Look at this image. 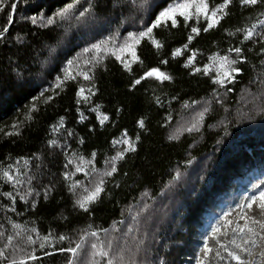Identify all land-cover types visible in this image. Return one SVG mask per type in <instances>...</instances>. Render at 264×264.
Instances as JSON below:
<instances>
[{"label":"trees","instance_id":"16d2710c","mask_svg":"<svg viewBox=\"0 0 264 264\" xmlns=\"http://www.w3.org/2000/svg\"><path fill=\"white\" fill-rule=\"evenodd\" d=\"M64 2L67 0H19L8 35L11 43L0 44V172L11 165L13 174L22 181L13 185L0 176V248L9 245L5 249L8 259L35 249L39 259L26 264H65L70 254L54 249L66 248L70 243L74 246L80 242V235L96 232L95 237L85 235L77 264H89L86 254L91 244L107 247L109 241L112 254L124 249L125 258L135 264H196L204 238L212 228L222 223L226 212L238 211L236 205L256 191L254 184H264V57L259 55L260 45L255 40L241 44V34L228 35L260 18L261 9H242L234 3L216 29L201 32L190 46L197 51L195 66L200 72L184 68V57H169L171 48L184 42L187 31L183 23L176 29H155L164 47L157 52L143 41L137 49L143 64L133 65L131 74L114 57H105L94 72L98 91L89 104L82 106L88 119L81 123L76 112L75 82H69L53 101L42 102L41 92L49 94L46 89L64 65L54 61L46 69L51 75L42 74L40 61L47 56L42 44L54 41L46 39L48 29L32 25L27 19L50 14ZM93 2L98 7L92 18L62 22L55 29L57 35H64L67 29L65 44L58 49V54L64 51L67 56H61V60L78 54L89 57L90 53H81L84 47L117 30L122 40L127 31L139 30L141 18L150 22L152 12L158 10L155 5L162 8L173 0H149L147 10L140 9L142 0H120L114 10L111 0ZM81 3L87 7L86 0ZM6 16V12H0V26ZM257 31H261L259 26ZM16 35L25 38V46L16 44ZM236 45L244 48L247 58L238 64L242 71L223 86L215 84V68L209 57L213 53L223 55L229 46ZM164 58L168 63L160 65L159 60ZM205 64L209 66L207 73L203 71ZM152 66L161 67L173 79L163 83L149 79L129 90L130 81ZM17 72L23 78H18ZM33 97L39 99L33 101ZM157 97L159 104L155 102ZM202 101L207 106L198 126H188L192 110ZM33 103L38 110L29 120L28 109ZM95 104L110 117L104 126L87 111ZM60 116L65 117L64 129L53 133L51 126ZM140 118L145 119V129L136 125ZM13 124H18L19 134L5 135L16 131ZM189 127L192 131L186 130ZM125 129L133 138L140 135L137 151L127 153L118 162V172L112 177H104V192L89 205V211L74 207L81 189L73 195L69 185L76 180L83 187L94 185L107 168L106 159L120 148H113L111 141L120 138ZM66 130L73 135L68 136ZM169 136L175 138L169 140ZM50 139L60 146L49 147ZM92 152L96 156L85 168L88 175L76 172L65 180L63 172L74 171L77 157L86 162ZM68 160L73 164L66 167ZM177 172L179 178L174 179ZM29 188L32 194L20 199ZM45 189H50L47 198ZM10 191L16 195L15 202L2 195ZM13 224L28 231L9 244L7 237L15 236L17 231ZM33 228L35 232L30 231ZM29 234L35 244L24 242ZM49 234H63L69 239L52 240L51 246L45 243L41 250L40 242ZM17 248L23 251H14ZM44 251L52 254L45 256Z\"/></svg>","mask_w":264,"mask_h":264},{"label":"snow or ice","instance_id":"6c2138e0","mask_svg":"<svg viewBox=\"0 0 264 264\" xmlns=\"http://www.w3.org/2000/svg\"><path fill=\"white\" fill-rule=\"evenodd\" d=\"M120 0H111L113 10L118 7ZM87 7H85L81 0H67L61 7L55 8L50 14H41L39 16L27 17L32 25H39L42 29H48L49 35L47 40H52L54 43H43L42 48L47 50V56L44 60L40 61L41 72L44 75H51V71L47 69L49 64L54 61H59L63 63V68L55 76L53 82L50 84L46 91L49 93L45 95L41 92L40 98L42 102L47 104L54 100L56 95L69 82L76 83V89L74 93L75 104L77 105L76 112L79 114V122H84L88 117L84 114L82 110L83 105H87L91 102L92 98L97 94L98 89L94 83L95 75L94 72L97 68L102 66L105 57H114L115 61L122 67V69L131 74L133 72V65L140 64L143 62L141 57L138 55L137 49L143 41H147L153 49L159 52L163 47L164 43L157 38L154 30L158 28H171L176 29L181 23H183L187 34L184 42L179 46L172 47L169 52V57L171 59H176L184 57V68H191L192 72H200L201 69L195 66V58L197 56V51L191 49L190 46L193 41L198 38L203 33H208L211 30L216 29L223 19L229 14L230 7L236 3L242 9L250 8H260L258 19H255L250 24L234 29L232 32H228V35H235L237 33L241 34V44L244 41L252 42L255 40L257 44L260 45L259 55L264 57V0H219V2L213 3L212 0H173V2L167 4V6L160 8L157 4L149 18L150 22L145 23L143 18H141V26L138 31H127L123 39H118L119 31L113 32L111 35L96 41L94 43L88 44L81 50V53H90L89 57H82L78 54L77 57L71 59L61 60V56L66 57L67 53L61 51L58 54V49H62L65 44V39L67 35V29H65L64 35H57L55 29L61 26L62 22L75 19L77 22H86L88 19L94 16V9L98 7L97 3L93 0H86ZM149 5V0H142L140 4L141 10H147ZM17 9L16 0H0V12H6V22L0 26V44L11 43L8 40V35L10 33V26L14 23V13ZM201 21L203 24L201 25ZM191 22V23H190ZM261 31H257V27ZM227 31V29H225ZM16 44L20 46L26 45V40L21 35H16L13 37ZM212 61L213 67L215 68V76L213 77V82L217 85L223 86L228 82L235 79V75L242 71V68L238 66L240 63H245L247 58L244 54V48L240 45L229 46L223 55L213 53L209 57ZM10 63L12 61L10 60ZM17 67H19V62L16 61ZM168 63V58L160 59V65H166ZM75 69V71L73 70ZM204 73L209 71V66L205 64L203 66ZM18 78H23L21 72H17ZM155 80L159 83L165 81H171L173 77L165 71L161 70L159 66L147 67L140 74L133 78L128 88L129 90L135 89L137 86L141 85L145 80ZM228 91H231L229 88ZM39 99L38 97H33V101ZM157 104L160 103L159 98H155ZM219 102V101H217ZM192 103H196L193 101ZM37 105L33 103L29 109L27 119H32L31 113L36 112ZM87 111L95 114V120L100 126H104L106 122L110 120L108 114L101 110V105L95 104ZM117 112L120 109L116 110ZM201 116L203 113L200 114ZM65 117L60 116L57 123L51 126V131L57 133L64 129ZM136 125L139 129H145V119L140 118L136 121ZM16 129L14 132H5V135H17L18 124H13L11 126ZM194 127V125H193ZM187 131H192L189 127ZM67 131V130H66ZM68 136H72L71 131H67ZM169 140L174 139V136H169ZM140 141V135H135L131 137L128 131L122 130L120 138H113L111 144L113 148L120 146L119 150L115 151V154L110 158L106 159L105 164L107 165L106 170L103 172L102 177L91 187H83L79 180L74 181L69 185V191L76 194V189H81V194L75 200L74 207L82 209L84 211H89V205L96 202L101 194L104 192L105 180L104 177H112L118 172V162L126 158L127 153H132L137 151V142ZM49 147L60 146L57 140L50 139L47 141ZM80 143H83L81 140ZM96 153H91V158L86 162L83 157H77L79 161L74 168L73 172L64 171L63 177L65 180L71 179V176L76 172H85V168L93 164V159ZM73 164L72 160H68L66 167ZM12 166L8 165L5 170L0 172L7 182L17 185L22 183L20 176L13 174L11 171ZM179 172H177L174 179L179 178ZM256 191L243 199L239 204L236 205L237 210H233V213L226 212L221 218L222 223L214 226L211 232L204 238L203 246L200 253L196 257V264H223L225 260L234 262V264H264V184L253 185ZM50 189H45L44 196L47 198V194ZM32 194L31 188L24 195L20 196V199H25L26 195ZM38 194V193H37ZM2 195L8 198L10 201L15 202L16 195L13 192H4ZM33 207H35V201H33ZM14 211V209H12ZM12 227L16 229L15 236L9 235L7 237L9 244L16 237H23L27 229H22L20 225L13 224ZM31 232H35L36 229H31ZM85 235H91L95 237L96 232L84 233L80 235L79 241L75 242L74 246L70 243L68 247L55 248V252L67 253L68 255L65 264H77V258L80 256V250L84 247L82 243L84 241ZM69 237L61 234L56 237H52L51 234L44 236L40 242V249L45 248V243H49L51 246L52 240L65 241ZM24 242L27 245H32L36 243L32 235H27L24 237ZM9 245L6 244L4 248H0V264H3V260L7 259V264H26L27 261H37L39 259L36 256L35 249H32L26 255L20 257H13L8 259L5 256V249ZM112 248V242L109 241L107 247L103 244L97 245L96 243L91 244V255L89 264H135L131 259L125 258L124 249H120L115 254H112L110 249ZM23 251V249H14V251ZM52 253L44 251L45 256H49Z\"/></svg>","mask_w":264,"mask_h":264},{"label":"rangeland","instance_id":"374dc122","mask_svg":"<svg viewBox=\"0 0 264 264\" xmlns=\"http://www.w3.org/2000/svg\"><path fill=\"white\" fill-rule=\"evenodd\" d=\"M206 106H207V102L206 101H202V102L198 103V105H196V107L192 110V113H191L192 115H191L190 119L187 122L188 126H192L193 127V125H194L193 128H196L198 126L197 122L203 116V115L201 116L200 114L201 113L204 114ZM94 183H95V181H94ZM94 183H92V184H94ZM133 237H134V235H133ZM91 251H92L91 246H89V249L87 250V254H86V256L88 257L87 259H89V260H90Z\"/></svg>","mask_w":264,"mask_h":264},{"label":"water","instance_id":"95a60500","mask_svg":"<svg viewBox=\"0 0 264 264\" xmlns=\"http://www.w3.org/2000/svg\"><path fill=\"white\" fill-rule=\"evenodd\" d=\"M18 1H19V0H17L16 2L18 3ZM14 17H15V13H14ZM12 25H13V24H12ZM12 25L10 26V29H11Z\"/></svg>","mask_w":264,"mask_h":264}]
</instances>
